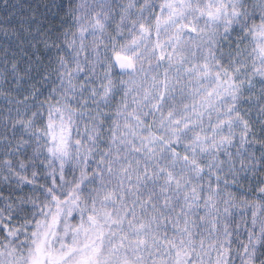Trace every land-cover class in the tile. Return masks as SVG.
<instances>
[{"label":"snow or ice","instance_id":"6c2138e0","mask_svg":"<svg viewBox=\"0 0 264 264\" xmlns=\"http://www.w3.org/2000/svg\"><path fill=\"white\" fill-rule=\"evenodd\" d=\"M0 264H264V0H0Z\"/></svg>","mask_w":264,"mask_h":264}]
</instances>
